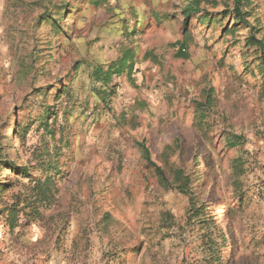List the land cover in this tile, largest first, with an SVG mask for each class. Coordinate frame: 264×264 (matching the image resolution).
<instances>
[{
    "label": "rangeland",
    "instance_id": "374dc122",
    "mask_svg": "<svg viewBox=\"0 0 264 264\" xmlns=\"http://www.w3.org/2000/svg\"><path fill=\"white\" fill-rule=\"evenodd\" d=\"M234 7L0 0V264H264V0Z\"/></svg>",
    "mask_w": 264,
    "mask_h": 264
},
{
    "label": "trees",
    "instance_id": "16d2710c",
    "mask_svg": "<svg viewBox=\"0 0 264 264\" xmlns=\"http://www.w3.org/2000/svg\"><path fill=\"white\" fill-rule=\"evenodd\" d=\"M235 2V7L234 9L237 11L236 14L238 15H241L242 12H241V9H240V5H241V0H234ZM196 2H193V4H195ZM192 3H189L187 4L186 6H184V10L183 12L185 14L188 13L189 10L192 9ZM180 57H183V58H186L187 57V54L182 52V48L180 47L179 49V54H178ZM133 58V54L130 53L129 50H124L121 55L117 58V60H115L114 62L110 63L108 65V68H107V72L105 73L103 71V68L101 66H97L94 71H93V76L94 78H97V79H102L104 82H107V79L108 77L112 74V73H122L125 68L127 69V72L129 73V70L131 69V64H127V60L128 61H131V59ZM45 113H47V111H45ZM12 134H13V130H12ZM143 153H144V156L146 158V160H148L149 162H151L150 160V156H149V152L148 150L144 147L143 148ZM6 165H9V164H6ZM5 168H8V167H5ZM157 170L159 171L160 175H163L162 174V171L157 168ZM181 190H183V188H180Z\"/></svg>",
    "mask_w": 264,
    "mask_h": 264
}]
</instances>
